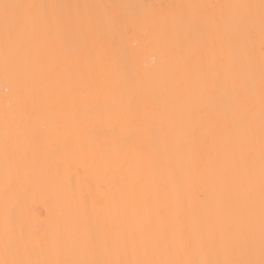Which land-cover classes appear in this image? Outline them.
<instances>
[{"label":"bare ground","instance_id":"obj_1","mask_svg":"<svg viewBox=\"0 0 264 264\" xmlns=\"http://www.w3.org/2000/svg\"><path fill=\"white\" fill-rule=\"evenodd\" d=\"M10 2L57 7L53 22L10 46L7 73L0 22V259L6 211L39 242V259L53 258L57 237L87 242L89 259L138 258L163 233L191 239L188 259H241L259 246L261 0ZM249 58L251 127L222 80ZM248 136L251 194L246 152L224 162Z\"/></svg>","mask_w":264,"mask_h":264},{"label":"snow or ice","instance_id":"obj_2","mask_svg":"<svg viewBox=\"0 0 264 264\" xmlns=\"http://www.w3.org/2000/svg\"><path fill=\"white\" fill-rule=\"evenodd\" d=\"M57 5L37 4V3H15L10 0H0V22L3 24V40L5 45V72L9 67L10 46L26 37L35 35L41 28L54 21L50 18L49 9L56 8ZM136 8L142 6H134ZM183 7V6H176ZM222 8L237 9L252 7L249 5H222ZM260 70H259V122H260V142H259V199H260V241L259 246L249 245L244 258L232 260L218 259H188L186 258L192 249V241L184 236H169L166 233L145 244L140 249L138 258L131 260L121 259H89L83 255V249L88 247L87 242L81 243L72 240L70 243L62 241L59 237L48 242V248L53 254V258L39 259L32 258V253L40 247L38 241L30 235L26 236L22 227L18 228L15 220L9 212H5L4 224V249L6 258L0 259V264H264V0L260 3ZM184 23H191L187 17ZM249 39L255 42L256 32L254 23L249 21ZM225 82V91L231 97V105L237 120L247 127H251L256 119V114L252 111L250 101L257 90V72L254 60H249L237 68H229L222 76ZM35 117V113L30 114ZM254 137H242L236 141V147L224 154V162H233L237 152L244 154L248 160L245 170L249 182L250 194L254 191L252 187L255 175L256 157L254 148ZM7 152V145L5 146ZM224 169L218 170L220 175ZM217 175L210 170L201 179L207 185L213 181ZM12 249L18 254V258H7L8 251ZM135 253V245H132ZM128 244L125 242L119 252L127 253Z\"/></svg>","mask_w":264,"mask_h":264}]
</instances>
